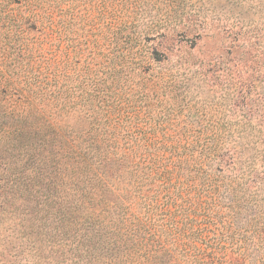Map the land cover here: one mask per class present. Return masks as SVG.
<instances>
[{"label": "trees", "instance_id": "obj_1", "mask_svg": "<svg viewBox=\"0 0 264 264\" xmlns=\"http://www.w3.org/2000/svg\"><path fill=\"white\" fill-rule=\"evenodd\" d=\"M79 76L76 91L58 71L0 69V264H211L207 199L252 176L251 136L140 126L122 109L141 74ZM175 76L145 74L144 97L178 93Z\"/></svg>", "mask_w": 264, "mask_h": 264}, {"label": "rangeland", "instance_id": "obj_2", "mask_svg": "<svg viewBox=\"0 0 264 264\" xmlns=\"http://www.w3.org/2000/svg\"><path fill=\"white\" fill-rule=\"evenodd\" d=\"M163 67L180 90L144 97ZM0 69L58 71L76 91L82 74L123 72L127 86L141 74L123 117L250 135L252 176L207 199L198 246L211 264H264V0H0Z\"/></svg>", "mask_w": 264, "mask_h": 264}]
</instances>
